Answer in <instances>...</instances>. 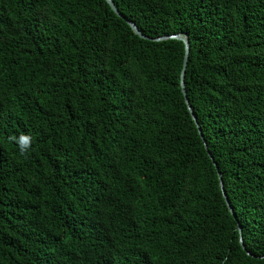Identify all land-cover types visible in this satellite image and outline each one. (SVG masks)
Returning <instances> with one entry per match:
<instances>
[{
  "label": "trees",
  "instance_id": "1",
  "mask_svg": "<svg viewBox=\"0 0 264 264\" xmlns=\"http://www.w3.org/2000/svg\"><path fill=\"white\" fill-rule=\"evenodd\" d=\"M112 2L187 37L202 139L180 41L0 0V264H264V0Z\"/></svg>",
  "mask_w": 264,
  "mask_h": 264
},
{
  "label": "water",
  "instance_id": "2",
  "mask_svg": "<svg viewBox=\"0 0 264 264\" xmlns=\"http://www.w3.org/2000/svg\"><path fill=\"white\" fill-rule=\"evenodd\" d=\"M105 3L107 4V6L109 7V9L112 11V13L122 19L125 24L131 29V31L139 38L141 39H144V40H148V41H151V42H159V41H164V40H168V39H174V40H178L182 43L183 45V57H182V63H181V69H180V73H179V87H180V91H181V94L183 96V99H184V103L186 105V109L191 117V120L193 121L195 127H196V130L201 138V135H200V132H199V129H198V126L195 122V118L191 112V109L189 107V105L187 104V100L185 98V92H184V89H183V74H184V69H185V65H186V60H187V53H188V41H187V37L185 35H180V34H174V35H167V36H161V37H156V38H148L144 35H142L138 29L136 28V26L131 22V21H128L126 19H124L122 17V15L117 11L116 7L114 6L112 0H104ZM202 139V138H201ZM204 148H205V145L203 144ZM218 176V174H217ZM219 178V176H218ZM219 189H220V192H221V196L224 200V203L227 207V210L228 212L230 213V215L232 216V218L234 219V215L232 213V210L229 206V203L227 202V199L225 197V194L223 192V189H222V185H221V182L219 180ZM237 233H238V244L239 246L241 247V249H244L243 248V244H242V239H241V235H240V228L239 226H237ZM247 254V253H246Z\"/></svg>",
  "mask_w": 264,
  "mask_h": 264
},
{
  "label": "clouds",
  "instance_id": "3",
  "mask_svg": "<svg viewBox=\"0 0 264 264\" xmlns=\"http://www.w3.org/2000/svg\"><path fill=\"white\" fill-rule=\"evenodd\" d=\"M10 141H16L21 149V154H25L30 147V137L25 134H21L17 140L15 136L9 137Z\"/></svg>",
  "mask_w": 264,
  "mask_h": 264
}]
</instances>
